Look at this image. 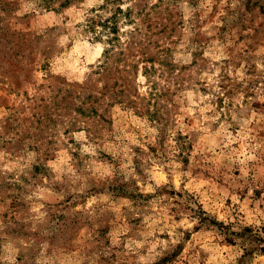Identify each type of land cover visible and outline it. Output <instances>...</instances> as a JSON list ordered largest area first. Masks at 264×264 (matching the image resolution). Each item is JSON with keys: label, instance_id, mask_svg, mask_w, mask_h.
Instances as JSON below:
<instances>
[{"label": "rangeland", "instance_id": "obj_1", "mask_svg": "<svg viewBox=\"0 0 264 264\" xmlns=\"http://www.w3.org/2000/svg\"><path fill=\"white\" fill-rule=\"evenodd\" d=\"M0 264H264V0H0Z\"/></svg>", "mask_w": 264, "mask_h": 264}, {"label": "trees", "instance_id": "obj_2", "mask_svg": "<svg viewBox=\"0 0 264 264\" xmlns=\"http://www.w3.org/2000/svg\"><path fill=\"white\" fill-rule=\"evenodd\" d=\"M118 11L119 12H123L121 7L118 8ZM127 12H125V13H127ZM95 15L98 16L97 13ZM116 19H117V15L115 13L112 14L111 16L103 19V20H98V19H96L94 17L91 18V22H90L91 29L95 30L96 29L95 26L97 24L101 26L100 30H98V34L96 35V37H100L102 32H104L106 30V28H109V30H107L105 32H107L106 40H107V43H110V46H108V47H106L104 49V59L99 64L103 68H105L108 65V63L111 61L112 56H113L112 50L110 49L111 45H113L112 44L113 37L108 36L109 35L108 33H109V31H115V21H116Z\"/></svg>", "mask_w": 264, "mask_h": 264}]
</instances>
